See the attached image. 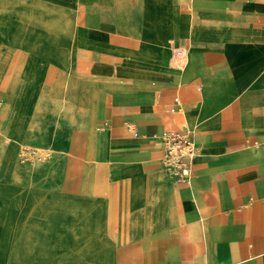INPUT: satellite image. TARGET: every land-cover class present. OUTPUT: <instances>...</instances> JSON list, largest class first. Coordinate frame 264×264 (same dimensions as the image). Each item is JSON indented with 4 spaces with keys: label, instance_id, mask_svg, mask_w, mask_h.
I'll return each instance as SVG.
<instances>
[{
    "label": "crops",
    "instance_id": "0c3cea01",
    "mask_svg": "<svg viewBox=\"0 0 264 264\" xmlns=\"http://www.w3.org/2000/svg\"><path fill=\"white\" fill-rule=\"evenodd\" d=\"M0 264H264V0H0Z\"/></svg>",
    "mask_w": 264,
    "mask_h": 264
},
{
    "label": "built area",
    "instance_id": "2783aa9c",
    "mask_svg": "<svg viewBox=\"0 0 264 264\" xmlns=\"http://www.w3.org/2000/svg\"><path fill=\"white\" fill-rule=\"evenodd\" d=\"M160 142L162 166L179 179H185L189 172L190 160L196 154L191 131L189 129L164 130L160 134Z\"/></svg>",
    "mask_w": 264,
    "mask_h": 264
},
{
    "label": "bare ground",
    "instance_id": "6f19581e",
    "mask_svg": "<svg viewBox=\"0 0 264 264\" xmlns=\"http://www.w3.org/2000/svg\"><path fill=\"white\" fill-rule=\"evenodd\" d=\"M193 7V6H192ZM189 9V8H188ZM232 98V97H231Z\"/></svg>",
    "mask_w": 264,
    "mask_h": 264
}]
</instances>
